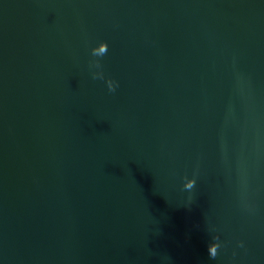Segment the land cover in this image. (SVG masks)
Listing matches in <instances>:
<instances>
[{
	"label": "water",
	"instance_id": "95a60500",
	"mask_svg": "<svg viewBox=\"0 0 264 264\" xmlns=\"http://www.w3.org/2000/svg\"><path fill=\"white\" fill-rule=\"evenodd\" d=\"M0 264H264V0H0Z\"/></svg>",
	"mask_w": 264,
	"mask_h": 264
},
{
	"label": "clouds",
	"instance_id": "9594fccd",
	"mask_svg": "<svg viewBox=\"0 0 264 264\" xmlns=\"http://www.w3.org/2000/svg\"><path fill=\"white\" fill-rule=\"evenodd\" d=\"M111 86H112V85H111V82H109V87H111ZM187 187H188V188H191L192 185H191V184H188ZM215 251H216L215 248L211 250V252H212L213 254H215Z\"/></svg>",
	"mask_w": 264,
	"mask_h": 264
}]
</instances>
